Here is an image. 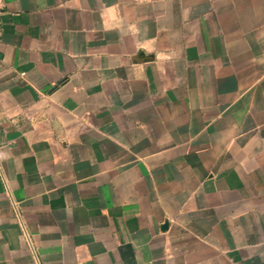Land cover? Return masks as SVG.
Returning a JSON list of instances; mask_svg holds the SVG:
<instances>
[{"label": "crops", "instance_id": "obj_1", "mask_svg": "<svg viewBox=\"0 0 264 264\" xmlns=\"http://www.w3.org/2000/svg\"><path fill=\"white\" fill-rule=\"evenodd\" d=\"M0 8V264H264V0Z\"/></svg>", "mask_w": 264, "mask_h": 264}, {"label": "built area", "instance_id": "obj_2", "mask_svg": "<svg viewBox=\"0 0 264 264\" xmlns=\"http://www.w3.org/2000/svg\"><path fill=\"white\" fill-rule=\"evenodd\" d=\"M1 15H2V11H1V8H0V41H1Z\"/></svg>", "mask_w": 264, "mask_h": 264}]
</instances>
